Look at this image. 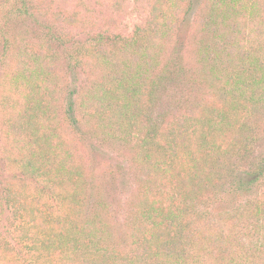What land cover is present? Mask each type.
Segmentation results:
<instances>
[{"label":"trees","instance_id":"obj_1","mask_svg":"<svg viewBox=\"0 0 264 264\" xmlns=\"http://www.w3.org/2000/svg\"><path fill=\"white\" fill-rule=\"evenodd\" d=\"M148 1L130 34L75 39L92 18L0 0V264H264V0L200 2L194 98L154 119L188 73L174 45L192 0ZM63 65L92 73L89 89L64 88ZM111 112L146 175L120 237L78 147Z\"/></svg>","mask_w":264,"mask_h":264},{"label":"rangeland","instance_id":"obj_2","mask_svg":"<svg viewBox=\"0 0 264 264\" xmlns=\"http://www.w3.org/2000/svg\"><path fill=\"white\" fill-rule=\"evenodd\" d=\"M35 4L40 5L42 8L47 10L50 9L54 12V8L62 7L64 9H69L70 11L75 10L81 14H85V17L92 18L95 22L94 27H89L87 25H82L80 27H75L73 29H67L69 34L68 37L75 39H83L86 32L91 30H102L103 24L109 28L108 32L118 34V32L124 36L130 34L132 30L138 25L143 24L150 15V3L148 0H32ZM202 0H192L191 9L187 14V18L184 23L180 24L177 28L178 35L177 45L181 46L184 60V68L188 69V73L184 75L179 87L177 85L170 86L172 90H168L167 95L164 97H158L153 103L152 108V118H157L159 114L171 111V116L173 114L183 113L184 110H179L181 106L187 103L185 101L187 98H194L195 95V83L192 82L193 69L198 67V63L195 58V48L196 45L193 43L195 40L193 38L194 34V21L198 15L197 10L200 6ZM54 16V15H52ZM177 48V47H176ZM62 48L59 52H63ZM63 60V57H62ZM63 71H68L65 65L62 66ZM192 73V77L190 76ZM64 73V72H63ZM64 88L68 86L67 89H72L75 83L78 87H82L81 90L87 91L90 84L94 80L92 73L84 72L78 70L76 73L71 71L66 72L61 76ZM194 79V78H193ZM66 89V90H67ZM65 89L61 91V100L68 93ZM83 96V97H82ZM84 95L80 92L76 96V102L79 104L84 99ZM162 100L160 101V99ZM64 104V99L59 104L62 106ZM76 107L78 118H81L83 110L80 107ZM1 120V114H0ZM100 126L105 130L100 132L91 131L90 133L82 131L81 141L78 147L80 148L81 160L87 171L88 180L91 183V193L92 200L102 199L111 208L109 212L114 224L116 226L115 234L119 237L122 236L124 231L123 221L126 214V202L134 195L138 190L139 181L143 183L146 179L144 174L145 169L140 168L134 161L135 149L129 147L125 143L127 141H119L118 136V126L116 124V115L112 112L108 116L102 118L98 121ZM84 129V128H83ZM115 130V134L112 131ZM131 133V140H136ZM137 134V133H136ZM1 130H0V144L1 140ZM142 136V133L140 134ZM257 146L264 147V140L261 135H258ZM137 165V166H136ZM144 170V171H142ZM108 210V208H107ZM234 211V210H233ZM231 212V211H230ZM237 216L243 218L245 217L242 213H237ZM206 222V219L204 220ZM217 228L225 230V221L219 222ZM123 244L125 242H122Z\"/></svg>","mask_w":264,"mask_h":264}]
</instances>
